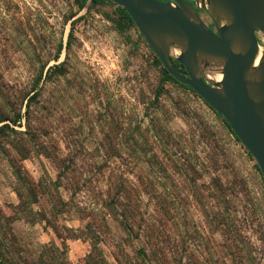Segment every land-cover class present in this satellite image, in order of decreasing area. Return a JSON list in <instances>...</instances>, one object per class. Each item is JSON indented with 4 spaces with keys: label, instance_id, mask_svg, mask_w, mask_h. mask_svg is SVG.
<instances>
[{
    "label": "rangeland",
    "instance_id": "1",
    "mask_svg": "<svg viewBox=\"0 0 264 264\" xmlns=\"http://www.w3.org/2000/svg\"><path fill=\"white\" fill-rule=\"evenodd\" d=\"M114 10L0 0V253L8 264H264L254 162L234 161L214 115L163 81Z\"/></svg>",
    "mask_w": 264,
    "mask_h": 264
},
{
    "label": "water",
    "instance_id": "2",
    "mask_svg": "<svg viewBox=\"0 0 264 264\" xmlns=\"http://www.w3.org/2000/svg\"><path fill=\"white\" fill-rule=\"evenodd\" d=\"M110 1L163 69L223 117L264 178V0Z\"/></svg>",
    "mask_w": 264,
    "mask_h": 264
},
{
    "label": "trees",
    "instance_id": "3",
    "mask_svg": "<svg viewBox=\"0 0 264 264\" xmlns=\"http://www.w3.org/2000/svg\"><path fill=\"white\" fill-rule=\"evenodd\" d=\"M88 0H75V2L77 3L78 8L81 10L84 5L86 4ZM91 4H105V3H111L115 6V13L117 14L120 22H122L123 24L136 29L134 23L132 22V20L130 19V17L128 16V14L126 13V11L122 8L119 7L117 5H115L114 3H112L110 0H90ZM137 30V29H136ZM71 31H72V26L70 28V32H69V36H71ZM140 38H142L143 42L145 43L146 47L150 50V48L148 47V45L146 44V42L144 41L143 37L141 35H139ZM150 52H152L150 50ZM153 60L154 63L160 67V72L163 78V81H170L178 86H180L181 88H183L184 90L189 91L190 93H192L195 97H197L206 107L207 109L210 111V113L212 115H214L216 121L218 122L219 128L220 130H222V132L226 135V139L228 142H230V144L232 145L233 150H235L234 155L232 156V153H230L231 157H234V161L238 160L241 164L245 163V161H250V162H254L253 164V168L256 171V173L258 174L260 181L262 183L263 189H264V178L257 166V164L255 163L254 159L252 158V156L249 154V152L243 147V145L240 143V141L238 140V138L235 136V134L231 131L229 125L226 123V121L223 119V117L216 113L215 111H213L208 105H206L203 100L196 95L188 86L186 85H181L180 83H178L175 79H173L161 66L160 62L158 61V59L156 58V56L153 54ZM64 65V63H60L58 65H54L53 67L48 68L46 75L47 77L50 75V73L52 71H60L61 67ZM42 72L43 69L40 70V73L37 77V79L34 81V85L37 86L41 80V76H42ZM34 91V90H33ZM37 96V92H34L27 100V106L30 104V102L32 100H34ZM19 118L20 115H16V117L14 119L11 120V122L15 125V124H20L19 123ZM6 119H2L0 120V124L4 123ZM6 129H10L9 125L4 123L0 125V134L4 132V130ZM32 194V192H29V196ZM18 197H19V204H18V210H20V212H26L27 211V207L29 206L30 202H25L23 200V197L20 193H18ZM31 212V211H30ZM29 213V211H28ZM141 255H143L142 251H139ZM0 264H8V260L7 258L0 253ZM85 264H108L102 257H100L98 260H95L94 258H91L89 256V259L85 262ZM143 264V262H142Z\"/></svg>",
    "mask_w": 264,
    "mask_h": 264
},
{
    "label": "built area",
    "instance_id": "4",
    "mask_svg": "<svg viewBox=\"0 0 264 264\" xmlns=\"http://www.w3.org/2000/svg\"><path fill=\"white\" fill-rule=\"evenodd\" d=\"M198 16L206 25L212 26L211 21L203 10L198 11Z\"/></svg>",
    "mask_w": 264,
    "mask_h": 264
},
{
    "label": "bare ground",
    "instance_id": "5",
    "mask_svg": "<svg viewBox=\"0 0 264 264\" xmlns=\"http://www.w3.org/2000/svg\"><path fill=\"white\" fill-rule=\"evenodd\" d=\"M213 79H215L216 81H218L220 79L219 76H215Z\"/></svg>",
    "mask_w": 264,
    "mask_h": 264
},
{
    "label": "flooded vegetation",
    "instance_id": "6",
    "mask_svg": "<svg viewBox=\"0 0 264 264\" xmlns=\"http://www.w3.org/2000/svg\"><path fill=\"white\" fill-rule=\"evenodd\" d=\"M161 1H166V0H161ZM185 1H187V0H185ZM187 2H189V1H187ZM190 4H193V1H191V2H189Z\"/></svg>",
    "mask_w": 264,
    "mask_h": 264
}]
</instances>
